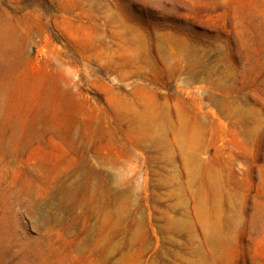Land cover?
Segmentation results:
<instances>
[{"label": "rangeland", "instance_id": "374dc122", "mask_svg": "<svg viewBox=\"0 0 264 264\" xmlns=\"http://www.w3.org/2000/svg\"><path fill=\"white\" fill-rule=\"evenodd\" d=\"M0 264H264V0H0Z\"/></svg>", "mask_w": 264, "mask_h": 264}]
</instances>
